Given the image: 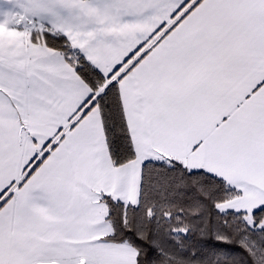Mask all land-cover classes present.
I'll use <instances>...</instances> for the list:
<instances>
[{"label": "snow or ice", "instance_id": "obj_1", "mask_svg": "<svg viewBox=\"0 0 264 264\" xmlns=\"http://www.w3.org/2000/svg\"><path fill=\"white\" fill-rule=\"evenodd\" d=\"M0 264H264V0H0Z\"/></svg>", "mask_w": 264, "mask_h": 264}]
</instances>
